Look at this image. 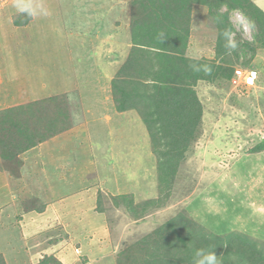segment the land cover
Returning a JSON list of instances; mask_svg holds the SVG:
<instances>
[{
    "label": "rangeland",
    "instance_id": "rangeland-1",
    "mask_svg": "<svg viewBox=\"0 0 264 264\" xmlns=\"http://www.w3.org/2000/svg\"><path fill=\"white\" fill-rule=\"evenodd\" d=\"M130 2L0 0V66L16 63L9 74L2 70L0 107L25 103L29 94L65 95L75 123L44 152L40 146L25 156L35 180L7 173L0 179V257L14 253L10 243L18 237L30 239L22 264L46 256L63 264H117L128 255L145 260L153 247L145 238L177 216L205 234L233 232L236 242L263 248L257 242L264 243V152L251 151L264 139V32L241 11L228 14L233 36L248 44L232 68L254 82L235 87L233 75L198 84L203 116L160 194L146 125L136 111L117 112L111 92V79L131 48ZM256 3L264 12V0ZM26 11L28 25L15 26L13 19ZM206 16V9L194 10L191 45L194 56L210 60L217 31ZM29 186L36 194L28 197ZM122 195L133 200L135 211L123 201L115 204ZM152 199L157 203L144 204Z\"/></svg>",
    "mask_w": 264,
    "mask_h": 264
},
{
    "label": "trees",
    "instance_id": "trees-1",
    "mask_svg": "<svg viewBox=\"0 0 264 264\" xmlns=\"http://www.w3.org/2000/svg\"><path fill=\"white\" fill-rule=\"evenodd\" d=\"M130 5L131 48L111 79V92L117 112L136 111L146 125L161 194L175 176L203 116V105L196 91L198 84L229 81L234 75L232 66L240 59L237 51L248 47L233 36L236 30L228 14L241 11L264 32V12L252 0H131ZM224 7L227 11L223 13ZM196 8L207 10L206 17L213 20V29L217 31L215 56L210 60L193 55L191 34L196 27ZM25 13L24 18L13 19L15 26L28 25L31 12ZM225 33L236 43L234 50L226 47L229 36ZM206 68L210 71H205ZM74 125L65 95L0 110V172L20 178L23 154ZM263 152L264 139L251 153ZM114 198L118 199L115 204L123 201L130 212L135 211L131 206L133 200L127 195ZM154 203L157 200L144 204ZM33 211L42 213L43 208ZM205 231L193 220L177 216L145 238L153 246L146 251L145 260L128 255L123 263L117 258V264H194L195 252L200 248L213 249L220 256V264H264L263 242H257L263 245L261 248L256 243L236 242L237 234L233 232L217 235ZM2 257L0 264H6ZM37 264L63 263L54 256H46Z\"/></svg>",
    "mask_w": 264,
    "mask_h": 264
},
{
    "label": "crops",
    "instance_id": "crops-1",
    "mask_svg": "<svg viewBox=\"0 0 264 264\" xmlns=\"http://www.w3.org/2000/svg\"><path fill=\"white\" fill-rule=\"evenodd\" d=\"M256 5H257V3H256V0H252ZM1 51H2V54L3 53H5V52H3L4 50H3V47H2V49H1ZM6 52H8L9 53V57H10V59L12 58V52H13V50H9V51H6ZM15 53H16V50H14V55H15ZM17 58V56H14V59H16ZM5 64H2L1 66H0V89H1V87L3 86V79H2V77H3V75H4V73L2 72V70L3 71H5V68L7 69V73L9 74V70L10 69H12V68H15V66H16V63L14 64V63H12V62H10V63H8L7 61L6 62H4ZM12 73H10V75H11ZM29 87V86H28ZM35 100H39V99H36V98H33V94H29V96H28V98H27V101L25 102V103H27V102H31V101H35ZM21 104H24V103H21ZM17 105H20V104H17ZM17 105H14V106H17ZM10 107H13V106H10ZM6 108H9V107H0V110H3V109H6ZM57 137H59V136H57ZM57 137H55V138H57ZM55 138H53V139H55ZM53 139H51L50 141H52ZM47 143V142H46ZM46 143H44V144H41L40 146H41V148H43L42 150H43V152H44V147H45V144ZM40 146H38V147H40ZM36 149V148H35ZM32 151H34V150H31V151H29V152H27V153H25V154H23L22 156H21V159H22V161H23V167H22V169H21V176H20V178H18V179H20L21 181H25V180H32V178H34L33 180H35L36 179V177H34V176H32L31 175V173H30V170L28 169L29 168V162L28 161H26L25 160V156L28 154H30V152L32 153ZM46 155V154H45ZM47 157H49V156H47ZM46 158L44 157L43 158V161H46L45 160ZM49 161V160H48ZM24 171V172H23ZM27 174V175H26ZM28 174H30V175H28ZM4 173H2V172H0V179L2 180V178L4 179ZM6 176V175H5ZM10 178V177H9ZM35 195L36 194V190H33V187H31V186H29V188L27 189V196L29 197V196H32V195ZM39 194V193H38ZM25 195V196H26ZM26 196V197H27ZM24 224V227L25 226H27L25 223H23ZM26 240H30V239H26ZM28 241H25V240H20V239H18V237L17 238H15L14 239V241L13 242H11L10 244L12 245V251L14 252L13 254H8V253H4V259H5V261H6V264H8V260L9 259H11L12 261H14V260H19L18 262H19V264H22V261L23 260H21V259H23V257H24V255H23V249L25 250L26 249V247L24 246L25 244L27 245V243H25V242H28ZM60 243V242H59ZM6 251L8 252V250L6 249ZM5 251V252H6ZM29 253V252H28ZM8 254V255H7ZM3 256V255H2ZM21 260V261H20Z\"/></svg>",
    "mask_w": 264,
    "mask_h": 264
},
{
    "label": "clouds",
    "instance_id": "clouds-1",
    "mask_svg": "<svg viewBox=\"0 0 264 264\" xmlns=\"http://www.w3.org/2000/svg\"><path fill=\"white\" fill-rule=\"evenodd\" d=\"M48 14L49 13L46 10L43 11V15L46 16ZM225 35L229 36L228 33H225ZM226 47L232 50H234L237 47L236 43L231 39L230 36L228 39V43L226 44ZM205 71H210V69L206 68ZM194 264H220V261L218 260V255L213 251V249L200 248L197 249L195 252Z\"/></svg>",
    "mask_w": 264,
    "mask_h": 264
},
{
    "label": "built area",
    "instance_id": "built-area-1",
    "mask_svg": "<svg viewBox=\"0 0 264 264\" xmlns=\"http://www.w3.org/2000/svg\"><path fill=\"white\" fill-rule=\"evenodd\" d=\"M247 75V73H244L243 71H241V70H236L235 71V75H234V77H233V79H232V85L233 86H235V87H239V85L241 84V83H243L244 81H245V83L249 86V85H252L253 84V78L252 77H250V79H249V77L248 76H246ZM244 80V81H243ZM245 85V84H244Z\"/></svg>",
    "mask_w": 264,
    "mask_h": 264
}]
</instances>
